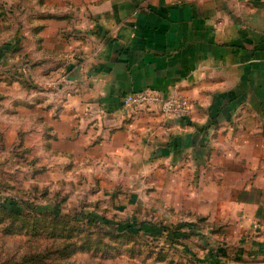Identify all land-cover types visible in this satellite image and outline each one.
Listing matches in <instances>:
<instances>
[{"label":"crops","instance_id":"crops-1","mask_svg":"<svg viewBox=\"0 0 264 264\" xmlns=\"http://www.w3.org/2000/svg\"><path fill=\"white\" fill-rule=\"evenodd\" d=\"M7 2L0 163L130 219H204L215 253L264 264V0ZM144 89L192 110L128 117Z\"/></svg>","mask_w":264,"mask_h":264},{"label":"rangeland","instance_id":"rangeland-1","mask_svg":"<svg viewBox=\"0 0 264 264\" xmlns=\"http://www.w3.org/2000/svg\"><path fill=\"white\" fill-rule=\"evenodd\" d=\"M10 1V0H9ZM14 1V0H13ZM17 9H15V3L12 6H8L7 0H0V47L6 45V41L9 40V32L11 25L17 24ZM23 24L22 22L20 23ZM5 30V32H4ZM22 152V151H21ZM10 153L17 154L20 151L11 150ZM26 152H23L25 155ZM16 156V155H15ZM18 156V155H17ZM72 187L69 188L71 194ZM80 189V187H78ZM57 191V192H56ZM49 192L52 194L56 192V196L50 198ZM69 192L65 191L62 186H57L50 190V185L45 184L40 186L39 184L31 181L30 174L23 176L22 173H18V168L0 163V204L11 207L15 210L25 212L29 207H38L40 209H52L59 214H71L85 210L88 213L106 215L110 220L120 221L123 226L129 223L135 222L136 224L145 225L141 226V233L137 235L130 234L128 232H119L118 238H115V250L112 252L114 256L111 259H102L101 256H95L98 259L93 258L92 254L81 253L78 259L80 264H98L99 261L102 264H241L242 262H236L239 260H233L230 257H226L223 253H215L216 247L220 243H224V238L221 236L214 237V234H218V230H214L215 233L210 235L212 230H208V226L199 222L190 225L182 223L183 221H176L172 223L164 222V213H142L137 217L130 219L129 214H114L109 212L110 206H105V202L95 198H87L81 192L77 193L76 197L70 198ZM99 205V209H95L96 205ZM81 216V214L79 215ZM188 221V220H187ZM200 226H199V225ZM169 229H181L183 231L191 233V237L185 240L181 238L176 242L171 243L167 239V234L164 228ZM134 228H139L138 226ZM107 231V230H104ZM218 231V232H217ZM117 233V232H115ZM212 237L214 239H212ZM1 238V236H0ZM22 240L24 238H21ZM112 239V237H108ZM108 239H105L108 241ZM18 242L19 239H13ZM12 240V241H13ZM11 241V240H9ZM212 251H214L212 253ZM241 259V258H239Z\"/></svg>","mask_w":264,"mask_h":264},{"label":"trees","instance_id":"trees-1","mask_svg":"<svg viewBox=\"0 0 264 264\" xmlns=\"http://www.w3.org/2000/svg\"><path fill=\"white\" fill-rule=\"evenodd\" d=\"M136 226L139 228H134ZM136 226L135 223L123 226L120 221L88 213L84 209L71 215L38 207H29L21 212L0 204V264H80L77 256L81 253H90L95 259H98L95 256L111 259L114 253H118H112L118 233L140 234L144 225ZM164 231L171 243L192 235L168 227ZM109 236L112 239H108ZM17 238L18 242L13 240Z\"/></svg>","mask_w":264,"mask_h":264},{"label":"built area","instance_id":"built-area-1","mask_svg":"<svg viewBox=\"0 0 264 264\" xmlns=\"http://www.w3.org/2000/svg\"><path fill=\"white\" fill-rule=\"evenodd\" d=\"M122 109L128 117H134L141 111H159L168 116L184 117L189 115L192 104L187 96L176 91L144 89L125 94Z\"/></svg>","mask_w":264,"mask_h":264}]
</instances>
